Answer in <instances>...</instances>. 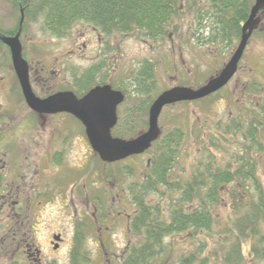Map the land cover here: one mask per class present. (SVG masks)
<instances>
[{
	"label": "rangeland",
	"instance_id": "1",
	"mask_svg": "<svg viewBox=\"0 0 264 264\" xmlns=\"http://www.w3.org/2000/svg\"><path fill=\"white\" fill-rule=\"evenodd\" d=\"M196 1L194 8L201 7L204 13H212L208 3ZM14 9L8 0H0L2 28L14 25L19 13L14 15ZM185 9L175 19V27L169 35L157 41L133 34L111 33L116 35L113 38L118 54L116 71L107 69L102 75L107 80L112 79L115 87L125 90L128 97L121 109L127 106L131 108L145 97L137 94L132 84L133 74L141 64L152 67L154 78L149 96L154 97L176 85L199 87L218 74L235 51L239 38L233 39L234 36L214 43L201 40L211 29H215L211 17H205L199 24L194 10L187 12ZM22 10L24 7L19 10L21 14ZM34 21L25 22L26 31L36 41L39 55L44 57V50L48 49L50 41L46 40V33L38 30L39 24ZM91 28L89 23L77 21L68 31L70 35H75L70 38L71 45L74 41L81 43L82 49L83 41L89 45L85 58H81V69L93 64L91 56L94 54L96 36L90 33ZM255 28L253 38L246 44L240 70L233 73L215 96L201 102L170 104L163 108L159 116L160 136L167 137L174 130L181 132L173 170V176L179 181L186 184L205 167L213 170L216 167L230 170L238 168L250 170V173L237 171L238 179L222 186L218 202L211 207L213 222L208 229L188 228L166 236L162 243L164 254L154 264L175 263L188 253L204 258V264H264V217L260 215L257 219L256 234L250 232L247 238L241 235L246 231L249 233L248 228L244 227L248 223L244 218L253 209L259 194L264 201V9L256 15ZM192 31H196L199 40L196 35H192ZM231 38L233 42H230ZM55 48L58 53L60 49ZM4 53L0 45V73L3 72L1 63L5 58ZM49 57L47 55L45 58ZM148 109L149 105L147 112L140 111L137 114L135 135L124 139H131L147 129L144 123L148 122ZM120 116L118 123L122 119ZM250 123L256 124L250 126ZM73 136L72 139L76 140L77 135ZM83 139L86 138L81 128ZM85 141H81V156H77V146L74 145L70 150L69 164L72 168L76 166L72 160H81V202L73 198L77 188L69 192L71 202L60 198L36 205L34 199L28 210L19 211L25 219L20 231L11 222L9 229L13 230L1 232L5 239H0V264H118L129 247L139 241L137 234L134 236L130 232V218L136 211V205L132 202L128 186L145 182L146 166L152 151L119 163L102 164ZM244 176L247 178L243 179ZM181 196V189L177 192L169 189L164 195L149 194L145 198L148 204L158 202L160 216L167 217L164 209L169 211L173 200ZM197 205L198 199L194 196L191 202L183 206L189 211ZM80 208L79 216L75 210ZM2 216H5L4 213ZM78 216L81 218L82 231L81 225L78 230L76 228ZM16 217L13 215L14 220ZM15 228L18 231L13 233ZM58 231L64 240L60 246L54 247L52 232ZM16 232L20 234L17 233V237L14 235ZM75 232L83 236L80 244L73 239ZM18 239L28 242L30 249H25L23 241V248L19 250ZM233 247L239 250L238 256L233 252ZM73 254L76 255L75 260ZM194 264L201 262L197 260Z\"/></svg>",
	"mask_w": 264,
	"mask_h": 264
},
{
	"label": "trees",
	"instance_id": "2",
	"mask_svg": "<svg viewBox=\"0 0 264 264\" xmlns=\"http://www.w3.org/2000/svg\"><path fill=\"white\" fill-rule=\"evenodd\" d=\"M203 1L208 3L212 13H204L201 7L194 8L197 3L196 0H29V5L24 7L23 15L25 17L24 21H26L29 11L42 15L43 26L53 29L55 32H65L75 22L81 21L96 27L107 38L112 35L111 33L117 32L124 35L133 34L142 39L157 41L169 35L173 27H175V19L186 8L185 11L187 10V12L194 10L198 16L199 24L205 17H211L212 26L216 29H221L217 35L219 39L223 40L224 38L229 39V34L235 33L234 31L236 30L237 35H239V22L241 19L247 18L253 4V0ZM10 3L15 8L13 11L14 15H16L19 11H17V0H10ZM23 3L26 4L28 1L24 0ZM182 4L184 7H181ZM18 19L19 13L17 18H15V28L17 27ZM0 30L4 31L1 27ZM193 34H195V31H192ZM214 38L218 37L216 35L210 36L209 40ZM151 71L152 67L141 64L138 71L133 74L134 82L132 84L135 92L145 97L138 103H134L131 108L127 107L120 111L119 117L121 118L120 115H122V119L112 130L114 136L128 138L135 135L136 131L134 129L138 123L137 114L140 111L147 112L148 105L157 96V94L154 97L149 96L152 91L150 84L154 78ZM96 81L98 80H96L94 70L87 72L85 86L84 89H81V93ZM216 94L217 91L189 102L208 100ZM254 124L256 123H250V126ZM146 126L147 123H144V127ZM81 128L83 132L82 125ZM254 130L255 128H253ZM180 139L181 132L174 130L167 137L159 135L151 143V146L144 151H152V156L148 159L149 163L146 166L145 182L128 186L129 193L132 195V202L136 205V211L130 218L129 226L130 228L132 227L130 232L133 233H131L132 235L137 234L136 237L139 241L129 247L123 260L118 264H154L164 254L162 243L166 236L183 232L188 228L208 229L213 222L211 207L218 202L222 186L237 180V171L250 173V170L238 168L230 170V168L216 167L213 170L205 167L204 171L199 172L197 175L194 174L191 181L188 180L185 184L184 181H179L173 176L175 153ZM92 151L95 158L99 159L98 161L102 164L119 163L129 157L139 155H130L117 161L105 162L100 159L93 149ZM246 178L247 176L243 177V179ZM181 184H184V186ZM166 189L174 192L181 189L182 196L173 200L171 208L168 207L169 211L164 209L166 212L164 214L167 217H161L159 214L161 209L158 202L157 204H148L145 197L149 194L164 195V192L168 191ZM194 196L198 199L197 207L186 211L183 205L191 202ZM261 198V194H259V198L256 201L253 200L254 207L244 218L246 222L248 221V223L244 224V227H247L249 231V233L247 231L241 233L245 238L250 236V232L252 235L256 234L257 219L260 215L264 217V201ZM244 219L243 221H245ZM76 228L78 230V226ZM3 231L8 233L11 232V229H9V225H4L0 222L1 241L2 238L5 239V235L1 234ZM80 235L77 233L74 238L79 244L80 240L82 241L83 239L82 234ZM235 245L238 248V244L235 243ZM236 247H233L232 250L238 256L239 250ZM253 248L256 249L255 247ZM75 259L76 255L73 254V260ZM197 260L204 264V258H199L193 253L183 255L175 263L166 262L165 264H194Z\"/></svg>",
	"mask_w": 264,
	"mask_h": 264
},
{
	"label": "flooded vegetation",
	"instance_id": "3",
	"mask_svg": "<svg viewBox=\"0 0 264 264\" xmlns=\"http://www.w3.org/2000/svg\"><path fill=\"white\" fill-rule=\"evenodd\" d=\"M23 1L17 0L18 10L29 5V0L26 4ZM8 2L10 3V0ZM18 12L21 14L20 11ZM42 17V15L29 11L26 21H24L25 17L22 13L19 16L16 28L13 25L3 28L4 31L0 30V37H13L18 34L21 56L27 65L28 84L32 94L42 100L60 92L71 91L77 98H81L94 86L108 84L112 89L120 90L124 95L123 100L117 105V122L111 128L112 131L118 125L120 111L124 110V108L121 109V105L128 97L122 87H115L112 79L107 80L102 75L107 69L116 71L115 61L118 54L117 44L113 39L116 35L112 34L107 38L96 27L92 26L90 33L96 36L95 47L92 46L94 48V54L91 56L93 64L88 68L81 69V58H85L89 45L86 41L82 42L83 49L81 43L76 41L71 45L72 40L70 42V38L75 36L74 34L70 35L69 30L55 32L53 29L43 26ZM34 19V23L39 24L38 30L46 33V40L50 41L47 44L48 49L44 50L46 53L44 57L39 55L36 41L26 31L25 22L32 23ZM245 19L243 18L239 22V35L236 33L237 30L234 31L235 33L229 34L232 38L234 36L233 39L239 38L238 43ZM215 29H211L210 33L207 32L208 35L201 40H209V37L214 35L218 38L210 41L214 43L219 40L217 34L221 29ZM255 29L254 27L248 40L253 38ZM196 31L193 35H196L199 40L200 37H198ZM232 38L230 42H233ZM0 45L5 52V58L1 63L3 72L0 73V222L4 225H10L12 222L13 226L16 225L20 231L21 226L25 225V219L22 218L23 214H20L19 211L28 210L29 205H32L35 200L36 205H42L60 198L63 201L71 202L69 192L71 189L75 191L78 185L73 198L74 201L81 202V160H72L75 161L76 166L70 168V150L73 149L74 145L77 146V156H81V141L83 143L86 142L85 140L88 143L89 141L81 120L70 112L65 110L46 111L35 109L29 105L13 66L10 48L1 39ZM55 47L60 49L58 53ZM245 48L246 45L237 62L235 72L240 70L241 58ZM47 55L50 57L45 58ZM230 57L224 63H227ZM69 58H71L70 62H73V64L69 62ZM90 70H94L95 76L99 80L93 82L81 93V89H84L85 86L87 72ZM81 125L86 138L83 140H81ZM73 135H77L76 140L72 139V137H75ZM75 141L76 143L72 145ZM71 145L72 148L70 149ZM75 211L77 215H81V208ZM2 213L5 216H2ZM16 214H18L17 217ZM13 215L16 220L13 219ZM79 216L77 226L81 225ZM18 230L15 228L13 233ZM17 233L14 234L16 237ZM18 235L20 234L18 233ZM52 237L57 238H54L53 241V245L56 246H60L64 240V236L59 231L52 232ZM19 241L20 244L17 241L19 250L23 248L21 247L23 241V245L26 246L25 249L27 251L30 249L28 242L25 240ZM55 249H58V247Z\"/></svg>",
	"mask_w": 264,
	"mask_h": 264
},
{
	"label": "water",
	"instance_id": "4",
	"mask_svg": "<svg viewBox=\"0 0 264 264\" xmlns=\"http://www.w3.org/2000/svg\"><path fill=\"white\" fill-rule=\"evenodd\" d=\"M262 9H264V0H254L242 25V34L238 46L218 74L197 88L176 85L161 91L149 106L147 129L131 139H124L111 134V128L117 122V105L124 98L120 90L112 89L110 85L104 84L89 89L81 98H77L69 91L60 92L40 100L32 94L29 87L27 65L21 56L18 34L13 37L1 36L0 39L10 48L13 66L29 105L35 109L46 111L65 110L79 118L91 148L101 160L113 162L130 155L141 154L151 146V143L160 135L158 117L164 106L205 97L217 91L230 79L255 27L256 15Z\"/></svg>",
	"mask_w": 264,
	"mask_h": 264
},
{
	"label": "bare ground",
	"instance_id": "5",
	"mask_svg": "<svg viewBox=\"0 0 264 264\" xmlns=\"http://www.w3.org/2000/svg\"><path fill=\"white\" fill-rule=\"evenodd\" d=\"M152 101H153V100H152ZM151 103H152V102H151ZM151 103H150V104H151ZM150 104H149V106H150ZM164 107H165V106H164ZM164 107H163V108H164ZM163 108H162V110H163ZM162 110H161V112H162ZM161 112H160V114H161ZM159 116H160V115H159ZM158 125H159V117H158ZM227 185H228V184H227ZM224 186H225V185H224Z\"/></svg>",
	"mask_w": 264,
	"mask_h": 264
}]
</instances>
